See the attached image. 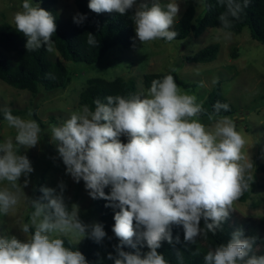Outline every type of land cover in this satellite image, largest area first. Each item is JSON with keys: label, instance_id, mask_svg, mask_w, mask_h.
I'll use <instances>...</instances> for the list:
<instances>
[{"label": "clouds", "instance_id": "clouds-1", "mask_svg": "<svg viewBox=\"0 0 264 264\" xmlns=\"http://www.w3.org/2000/svg\"><path fill=\"white\" fill-rule=\"evenodd\" d=\"M217 2L225 9L218 17L224 31L240 18L249 0ZM135 6L136 0L88 3L97 14L124 15ZM21 8L12 22L27 38L26 49L53 51L55 17L30 0H23ZM179 12L176 0L164 5L154 0L150 8L140 4L131 17L136 37L141 44L173 41L177 32L171 29ZM85 19L77 14L74 22L81 24ZM224 35L229 38L231 33L224 31ZM87 43L96 46L98 41L89 33ZM105 99L106 103L96 99L94 110L84 105L62 125L52 126V138L59 142L58 152L67 173L76 182H85L92 199L102 198L111 202L108 206L119 208L112 230L120 244L116 257L109 254L108 258L114 264H169L157 249L164 241L172 243V225L183 226L188 244H195L201 235L207 238L209 232L215 235L229 218L234 202L250 189L253 163L244 152L246 140L229 117H220L211 129L201 123L202 104L183 92L170 74L153 80L145 97L116 95ZM214 108L218 113L229 110V105L218 101ZM3 112L8 126L16 130L15 144L12 138L0 143V182L9 185L0 189V214L7 215L20 203L22 187L29 183L26 178L22 186L19 179L33 171L17 146H36L41 129L35 120L14 116L10 109ZM121 136L127 137V143L121 142ZM108 186L111 192L106 195ZM60 188V194L52 188L41 189L47 204L30 200L31 227L35 230L31 232L29 224H22L24 241L15 236L0 237V264H88L80 251L65 246L63 237L79 242L89 226L79 220L75 205L69 211L62 195L64 185ZM90 227L91 238L102 241L106 236L103 226L97 223ZM255 242L256 237L236 229L226 244L207 252L205 264H264V255H250ZM138 244L146 245L149 251L142 255L122 250L124 245L137 248ZM177 256L183 264L182 254L177 252Z\"/></svg>", "mask_w": 264, "mask_h": 264}, {"label": "rangeland", "instance_id": "rangeland-1", "mask_svg": "<svg viewBox=\"0 0 264 264\" xmlns=\"http://www.w3.org/2000/svg\"><path fill=\"white\" fill-rule=\"evenodd\" d=\"M33 6H39L42 0H30ZM154 0H136V6L146 4L149 8ZM164 5L170 0H159ZM180 12L172 29L190 4L196 8V18H200L204 9L202 0H176ZM23 0H0V23L13 24L15 12L22 10ZM56 8L63 20L70 19L77 13L74 0H57ZM171 29V30H172ZM224 31L230 32L225 38ZM221 31L219 27L207 29L201 36H190L186 40H164L141 44L137 37L131 48L117 46L111 49L97 64L87 66L67 62L56 50L55 57L61 60L71 73L70 83L53 93L40 91L33 94L27 90L16 89L0 80V111L4 109L19 110V117L25 120H35L41 129L40 140L36 146L28 148L17 146L18 153L29 159L33 171L27 177L21 176L18 183L22 187L20 203L7 215L0 214V237L15 236L21 241L26 235L21 231V225L31 208L30 200H38L47 204V200L38 196V190L55 189L61 193L69 211L73 205L77 208L79 220L89 226L83 240L91 232V227L99 223V213L96 211L89 190L81 179L76 182L67 173L66 165L58 152V141L51 135L52 126H60L68 120L74 111L80 110L79 96L85 90L89 78H102L113 81L116 78H133L136 82V96H147L148 90L143 83V76L148 73H165L175 71L180 78L188 83L189 89L180 88L183 92L194 95L197 103L203 104L217 80L222 81V90L227 99L237 109L236 115L228 116L233 120L236 130L241 132L246 140L245 154L253 163L251 170L254 179L251 183L250 198L246 202H234L233 209L242 217H262L264 215V173L259 166L264 164V43L252 39L250 30L244 28L240 34L231 31ZM136 33V32H135ZM211 44H219L217 59L210 63H187L185 57L194 55ZM237 56L236 58L233 55ZM34 113L38 120L34 118ZM220 117L213 116L199 120L209 129ZM16 130L9 127L7 121L0 123V143L12 138L15 144ZM121 142L127 143V137L121 136ZM7 182H0V189L8 187ZM106 195L111 187H105ZM31 225V217L28 222ZM34 228V227H33ZM80 240V241H81ZM78 244L76 240H71Z\"/></svg>", "mask_w": 264, "mask_h": 264}, {"label": "trees", "instance_id": "trees-1", "mask_svg": "<svg viewBox=\"0 0 264 264\" xmlns=\"http://www.w3.org/2000/svg\"><path fill=\"white\" fill-rule=\"evenodd\" d=\"M202 1L204 9L200 18H196L194 4H190L184 11L172 29L177 32L174 40H186L190 36L198 38L207 29L221 28L218 17L225 11L224 7L219 5L217 0ZM238 2L243 3V0H238ZM56 3L57 0H42L40 7L55 17L57 29L52 40L54 41V50L63 60L92 66L99 63L111 49L117 46L128 49L134 45L136 33L131 17L134 15L135 7L124 15L115 12L97 14L88 8L89 0H74L77 13L70 19L63 20L55 6ZM77 14L86 17L81 24L74 22V17ZM244 28L250 30L253 40L264 43V0H249L248 6L240 14V18L234 19L232 27L226 30L240 34ZM89 33L94 35L98 41L96 46H90L87 43V34ZM26 40L27 38L22 33L16 31L14 24L0 23V80L16 89L27 90L33 94L40 91L53 93L64 89L71 81V73L67 66L55 57L53 51L49 52L44 47L35 51H28L25 47ZM219 50V44H211L194 55L185 57L184 60L187 63H210L217 59ZM233 57L236 58L237 56L234 54ZM169 74L174 77L179 88L189 89L191 87L175 71H168L145 74L143 76L145 88L149 90L153 80L162 79ZM116 95L125 97L136 95L135 80L122 77L113 81L89 78L85 90L79 96V104L80 106L88 105L90 109L94 110L96 99L106 103V97ZM218 101L227 103L229 110L221 109L217 113L214 105ZM202 107L204 111L200 114V118H206L209 115L228 117L237 113L235 106L223 93L221 80H217ZM11 112L14 116L23 114L19 110H11ZM34 118L38 120L35 113ZM3 121H6L4 112L0 111V123ZM259 169L264 173V164L260 165ZM42 188H44V184L38 190V196L41 199L43 198ZM250 193L251 186L238 201L246 202L250 198ZM92 201L99 213V224L103 226L106 236L102 241L97 242L89 234L78 244H74L69 238L63 237L65 246L71 250L80 251L88 264H114V260L109 259L108 256L111 254L116 257V246L120 244L112 230L115 224L114 216L119 208L108 206L111 202L102 198L92 199ZM32 211L31 207L24 219L27 224H29ZM203 227L204 221L201 220V228ZM236 229H243L245 236L256 237L250 255H264V215L262 217H242L237 215L233 208L229 218L222 224L221 229L216 231L215 235L211 232L207 234V238L201 235L197 237L195 244L185 242L182 225H172V243L162 242L157 252L162 254L169 264H180L177 252L182 254L183 264H205L204 256L207 252L214 250L220 244H226ZM34 230L30 225V231L34 232ZM177 237L179 238L178 241ZM197 249L199 250L198 254ZM122 250L133 254L139 251L142 255L149 251L146 245L140 246L139 244L137 248L124 245Z\"/></svg>", "mask_w": 264, "mask_h": 264}]
</instances>
